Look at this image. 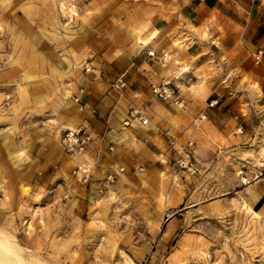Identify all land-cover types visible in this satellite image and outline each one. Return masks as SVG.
I'll list each match as a JSON object with an SVG mask.
<instances>
[{"label": "rangeland", "instance_id": "rangeland-1", "mask_svg": "<svg viewBox=\"0 0 264 264\" xmlns=\"http://www.w3.org/2000/svg\"><path fill=\"white\" fill-rule=\"evenodd\" d=\"M165 2L0 0V228L46 264H264L258 85L242 80L252 90H242L241 142L237 130L210 139L194 121L154 149L129 134L109 142L76 100L96 59L123 56L138 28L156 33L144 23ZM81 126L97 154L65 149V131ZM188 141L194 171L177 164Z\"/></svg>", "mask_w": 264, "mask_h": 264}, {"label": "crops", "instance_id": "crops-1", "mask_svg": "<svg viewBox=\"0 0 264 264\" xmlns=\"http://www.w3.org/2000/svg\"><path fill=\"white\" fill-rule=\"evenodd\" d=\"M160 10L162 14L144 23L148 31L156 32L152 42L133 45L132 50L130 43H136L137 36L131 34L134 40H126L129 46L124 47L123 56L111 52L106 59L94 61L98 70L93 65L94 70L81 75L83 118L109 142L129 134L154 149L156 143L172 133L181 135L194 119L205 115L202 129L208 138L230 136L237 130L234 138L241 142L242 90H252L242 87V80L258 85L260 100L264 98V53L256 61L257 52H264V0H166ZM122 76L127 88L120 97L113 85ZM199 80L203 82L201 97L191 87ZM165 81L179 89L183 108L153 94L152 85ZM133 107L143 109L148 123L123 129ZM108 147L106 142L103 154L110 153ZM91 150L98 152L97 146Z\"/></svg>", "mask_w": 264, "mask_h": 264}, {"label": "built area", "instance_id": "built-area-1", "mask_svg": "<svg viewBox=\"0 0 264 264\" xmlns=\"http://www.w3.org/2000/svg\"><path fill=\"white\" fill-rule=\"evenodd\" d=\"M263 51L260 50L256 54V61L259 62L263 56ZM91 68L87 67L86 71L89 72ZM127 86L126 81L124 80L123 76L118 79L116 83H114L113 87L115 89H123ZM82 89L80 90V94L82 93ZM152 92L153 94L161 100L164 101H172L175 105L180 108H183V99L180 97V91L177 87L172 85L170 81H165L160 85H152ZM77 102L80 105V109L83 110L85 105L81 101V96L78 97ZM206 119L205 115H200L194 120V124L199 126L200 123ZM139 125H147L148 120L145 118L142 108H131L123 121V126L125 128H134L136 124ZM241 132V129H239ZM64 147L68 152L76 153V154H85L87 153L88 149L96 143V138L94 135L88 130L86 126H81L75 129H67L65 131V136L63 139ZM192 146L193 141H188L186 144L182 145L180 148V155L177 160V164L182 169H188L190 171H194L193 164L191 162L192 158ZM114 147L111 146L110 150ZM78 175L80 176L81 180L84 183H87L91 176V167L84 163L78 166ZM115 175H111L109 177V181H113Z\"/></svg>", "mask_w": 264, "mask_h": 264}, {"label": "bare ground", "instance_id": "bare-ground-1", "mask_svg": "<svg viewBox=\"0 0 264 264\" xmlns=\"http://www.w3.org/2000/svg\"><path fill=\"white\" fill-rule=\"evenodd\" d=\"M142 31L143 28L136 30L137 39L142 45L147 46L156 33H153L150 37L145 39L141 35ZM182 69L187 70L188 67L183 66ZM202 85V80H199L195 82L193 86H191L192 90L198 97L202 96V93H200L199 91L202 88ZM23 252L28 253L29 255L32 253L30 249L21 245V243L9 232L0 228V264H46L44 261H42V259L33 255H30L32 259H29L31 260H27L26 257L22 254Z\"/></svg>", "mask_w": 264, "mask_h": 264}]
</instances>
